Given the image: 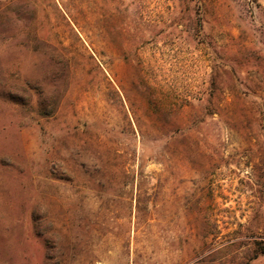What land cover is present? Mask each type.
Listing matches in <instances>:
<instances>
[{"label":"rangeland","instance_id":"374dc122","mask_svg":"<svg viewBox=\"0 0 264 264\" xmlns=\"http://www.w3.org/2000/svg\"><path fill=\"white\" fill-rule=\"evenodd\" d=\"M0 264H264V0H0Z\"/></svg>","mask_w":264,"mask_h":264},{"label":"trees","instance_id":"16d2710c","mask_svg":"<svg viewBox=\"0 0 264 264\" xmlns=\"http://www.w3.org/2000/svg\"><path fill=\"white\" fill-rule=\"evenodd\" d=\"M216 84H215V79L213 78L212 79V81H211V87H210V91L211 90H216V88H214V87H216L215 86ZM149 89V91H153V89L151 88V87H149L148 88ZM220 89V88H219ZM220 91H222V92H225V90L224 89H220ZM153 93V92H152ZM211 96V95H210ZM149 107H151V109H152V111L153 112H155V113H157V114H159L162 110L164 111H168V112H171V106L169 105V106H167L166 107V109L164 108L165 106L164 105H162V104H157L155 101H151L150 103H149ZM183 106L181 105L180 106V108H182ZM46 116H48V115H50V113H44ZM158 128V131H159V133H160V137L163 139V140H165V141H167V144L168 143H170L171 142V140L173 139V137H174V134H175V131H172V130H168L167 129V127L164 125H162L161 127H157ZM142 145H143V154H142V156H141V160L143 161V163L145 164V163H147L148 161H150V160H154L155 158H158L157 157V155H156V153H154V152H151V153H149L148 152V149H147V147H146V143H145V141H146V138L144 137V135L142 134Z\"/></svg>","mask_w":264,"mask_h":264}]
</instances>
